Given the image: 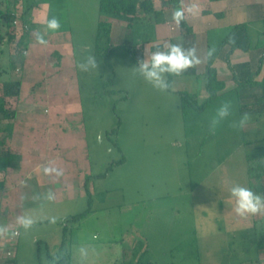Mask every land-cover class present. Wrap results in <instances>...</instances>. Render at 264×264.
<instances>
[{
    "label": "rangeland",
    "instance_id": "1",
    "mask_svg": "<svg viewBox=\"0 0 264 264\" xmlns=\"http://www.w3.org/2000/svg\"><path fill=\"white\" fill-rule=\"evenodd\" d=\"M19 2L12 5L14 12ZM21 2L33 5L34 0ZM99 2L67 0L76 76L37 94L30 85L40 77L31 76L23 92L36 104L19 111L21 92L7 105L27 122L23 128L31 137L26 143L33 148L52 143L43 134L49 128L59 132L60 119L63 129L81 131L80 138L68 142L74 165L55 164L48 173L42 168L36 179L10 186L11 196L26 203L21 206L24 215L36 220L28 230L20 227L25 239L20 256L26 253L27 264H60L63 254L70 264H127L140 258L156 264H263L264 215L238 216L230 194L234 185L249 188L247 158L237 147L216 151L221 141L215 134H223L222 126L216 133L209 130L210 112L183 117L177 93L159 91L136 71L145 59L142 53L137 52V61L125 48L109 59L97 54ZM8 6L0 0V11L6 13ZM6 22L0 15V36L6 33ZM134 30L143 39L155 35L154 25L144 20ZM14 44L0 43L7 80L21 78ZM89 56L98 67L82 71L78 65ZM49 155L55 152L44 151L45 158ZM87 209L80 221L71 219Z\"/></svg>",
    "mask_w": 264,
    "mask_h": 264
},
{
    "label": "crops",
    "instance_id": "2",
    "mask_svg": "<svg viewBox=\"0 0 264 264\" xmlns=\"http://www.w3.org/2000/svg\"><path fill=\"white\" fill-rule=\"evenodd\" d=\"M152 1L156 9L163 10L165 21L157 22L153 13H147L140 9L135 28L139 21L144 20L148 24L154 25L155 35L143 39L141 34L139 35L134 30L133 42L145 59L152 52L166 50V44L179 45L185 50L193 47L196 49V54L202 62L187 69L179 76L166 74L167 78L171 80L172 87L169 91L180 96L181 111L179 92L196 94L199 103L207 102L204 110L196 111V113L210 112V119L215 116L222 103H231V115L219 124L222 126L223 134H215V139L221 141L219 145L216 144V151L222 148L233 150L237 147L245 158L251 153L259 157L257 163L261 175L250 179L249 188L252 191L258 188L257 194L264 197V0H179L180 4L177 7L173 6L172 0ZM181 8L184 9V19L192 29V32L187 34L182 32L180 23L177 25L172 19L173 12ZM188 8H192V11H187ZM69 13L70 7L67 5V0H34L31 16L33 26L30 30L28 47L17 68L21 71L22 98L24 97V101L20 102L22 108L19 107V111L36 104L33 99L31 102L30 99L26 100L27 97L23 92L26 84H29L28 80L31 76L40 77L38 81L30 85L31 89L36 86L37 89L34 88L37 90L36 94L43 87L67 82L69 81L67 77L76 76V49L72 34L73 27L70 24L72 18ZM53 16L60 20L61 28L55 32L44 33L46 21ZM106 17L107 19H105ZM101 20L111 22L112 42L124 43L126 41L129 31L126 20L101 13L99 10L97 22L99 23ZM237 24L247 25L246 34L239 32L229 38L232 27ZM37 32L44 33L46 45L37 42ZM236 42L242 45L233 47ZM209 52H217L214 66L217 69L218 79L223 82V88L217 97L211 100H209L210 92L205 74ZM12 74L14 77L15 73L12 72ZM245 113L248 114L245 126L242 129L233 128L232 123L238 122ZM182 115L187 118L190 113L184 115L182 112ZM11 122L14 125V131L12 136L7 137V144L21 151L22 165L19 172L10 168L0 174V179L5 180L4 188L0 190V226L8 229V233L0 237V241L4 244L0 250V264H27L25 262L26 253H22L20 256L19 246H22L25 239L20 226L16 223L17 217L24 215L25 211L21 210V206L26 203L17 196L14 198L11 196L10 186H23L33 177L36 179V174L42 168L44 172L46 165L50 167L51 171L55 164L62 163L72 166L74 163L71 153L73 145L68 142L74 140L71 137L78 136L80 138L77 132L81 131L71 127L63 129L60 119L58 128L60 131L63 129L62 134H58L60 131L56 132V129L49 128L51 131L43 135L47 138L49 136L52 143L47 148L41 146L33 148L26 143L27 138L31 137L29 133H25L26 128H23L27 122L23 119L20 120L16 115ZM46 125L50 126L48 123ZM232 129L242 135V138L239 135H234ZM0 133L3 134V138L6 136V132L0 131ZM245 134H251L250 138L247 139ZM84 140L83 142H85ZM223 145L224 147H222ZM49 149L55 152V156L49 155L50 157L45 158L44 151L48 153ZM86 157L88 158L89 154H86ZM247 165H249L248 162ZM14 178L16 182H11ZM49 182L52 183L51 180ZM16 229L20 231V235L14 239L12 237ZM10 247L14 250L13 256L7 254ZM263 251L264 249L261 250V253L264 254ZM262 256L264 258V255Z\"/></svg>",
    "mask_w": 264,
    "mask_h": 264
},
{
    "label": "trees",
    "instance_id": "3",
    "mask_svg": "<svg viewBox=\"0 0 264 264\" xmlns=\"http://www.w3.org/2000/svg\"><path fill=\"white\" fill-rule=\"evenodd\" d=\"M8 3V10L6 13L0 11V15L7 18V30L5 35L0 36V43L3 40H6L8 43H15L16 50L15 55L23 58L25 56V51L28 47V39L30 35V30L33 26L31 23L32 16V4L23 3V12L21 14L22 21L29 25V29L24 30L21 35H19L18 28L14 25V11L12 10L13 6L17 3L18 0H6ZM173 6H179V0H172ZM16 7V6H14ZM142 9L147 13H153L157 22L165 21L163 10H158L155 8L152 0H100L99 10L101 13L111 15L124 19L128 22V36L127 40L124 43H114L112 42V24L109 21L101 20L98 23V28L95 34L96 44L95 49L98 55L104 56L106 59H109L111 55L122 48L128 49L131 51L132 57L137 61L138 53L140 50L137 48L135 43L132 41L131 34L133 33V27L138 17L139 10ZM180 27L184 34L192 32L191 27L188 25L187 21L183 19L180 22ZM239 32H247L246 24H237L232 27L229 38L233 35L238 34ZM232 35V36H231ZM6 38V39H5ZM232 39V38H231ZM241 43H234L233 47L241 46ZM3 49L0 47V58ZM217 52L212 53L208 57L207 66L205 74L207 75V87L210 92V98L214 99L217 97L219 91L223 88V82L218 79L217 69L214 66V60L216 58ZM15 56V57H16ZM229 59V58H228ZM8 72V69L4 67L0 62V123L5 121V124H0V131L6 132V136L0 140V174L6 172L8 169H13L15 172L21 170L22 165V153L20 150L13 148L7 144V137L12 136L14 131V125L11 120L15 117V113H11L7 108L9 105V99L12 97H19L22 92L23 82L21 79H4V74ZM168 82L171 85V80L168 79ZM172 87V86H171ZM171 87L169 89H171ZM181 95V108L184 115L189 114L192 111H203L207 105L206 103H199L197 95L191 94L185 91L179 92ZM208 100V101H209ZM254 153L247 155V162L249 166V175L250 178L257 177L261 175V172L258 171V161ZM98 176H104V174H99ZM5 186V180L0 179V190ZM86 186V183H85ZM258 189V188H257ZM88 190V189H87ZM90 209L85 210L82 213L74 215L71 219L75 222L80 221L84 218ZM67 236V227L64 228V237ZM63 242V246H64ZM60 264H70V259L67 254H63L62 257L57 260ZM127 264H156L152 260H143L140 258L137 261H130Z\"/></svg>",
    "mask_w": 264,
    "mask_h": 264
},
{
    "label": "clouds",
    "instance_id": "4",
    "mask_svg": "<svg viewBox=\"0 0 264 264\" xmlns=\"http://www.w3.org/2000/svg\"><path fill=\"white\" fill-rule=\"evenodd\" d=\"M187 11L191 12L192 8ZM172 19L177 25L184 19V9H177L173 12ZM61 28L60 20L53 16L48 19L44 25V33L48 31L55 32ZM44 33L37 32L36 40L41 45H46L47 41L44 38ZM166 50H157L152 52L147 59L138 62L136 71L154 88L159 91L168 90L171 85L166 79V74L179 76L187 69L200 64L202 61L196 54V49H184L179 45H165ZM211 52L208 53L211 56ZM82 71H88L90 68H97L96 58L89 56L85 62L78 65ZM231 115V103L225 102L217 109L215 116L210 119L209 130L214 132L221 121ZM248 121V114L245 113L238 122L232 123L233 128H243ZM45 173L50 172V169L45 168ZM62 173H57L61 175ZM231 197L235 200V213L240 217L248 215L264 214V197L255 194L249 188L234 185L230 188ZM51 199V197H49ZM51 223L56 222V218L52 217ZM16 223L25 230L30 229L36 220L30 215L18 216ZM8 229L0 226V237L5 236ZM15 235V233H13Z\"/></svg>",
    "mask_w": 264,
    "mask_h": 264
},
{
    "label": "built area",
    "instance_id": "5",
    "mask_svg": "<svg viewBox=\"0 0 264 264\" xmlns=\"http://www.w3.org/2000/svg\"><path fill=\"white\" fill-rule=\"evenodd\" d=\"M19 1H20L19 4H17L18 9L16 10V12H14L15 17H14L13 23L18 28V30L22 33L24 30L29 29V25L25 24L22 21V18H21L22 12L20 14L18 12V10L22 11V8H23V4H22L21 0H19ZM13 233H15V235H13V237H12L14 239L18 238L20 235V231L18 229L14 230ZM3 245L4 244L0 241V250H1ZM7 254H8V256L14 255V250L12 247L8 248Z\"/></svg>",
    "mask_w": 264,
    "mask_h": 264
}]
</instances>
